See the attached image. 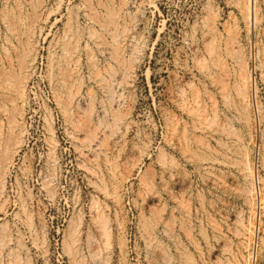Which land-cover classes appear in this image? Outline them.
I'll return each mask as SVG.
<instances>
[{"label": "rangeland", "instance_id": "rangeland-1", "mask_svg": "<svg viewBox=\"0 0 264 264\" xmlns=\"http://www.w3.org/2000/svg\"><path fill=\"white\" fill-rule=\"evenodd\" d=\"M0 141V264H264V0H0Z\"/></svg>", "mask_w": 264, "mask_h": 264}, {"label": "bare ground", "instance_id": "bare-ground-1", "mask_svg": "<svg viewBox=\"0 0 264 264\" xmlns=\"http://www.w3.org/2000/svg\"><path fill=\"white\" fill-rule=\"evenodd\" d=\"M116 54V53H115ZM117 58V57H116ZM121 59V58H120ZM119 60V59H118ZM68 68V67H67ZM68 70V69H67ZM95 71V70H94ZM69 73V72H68ZM72 77V76H71ZM103 79V78H102ZM125 113V112H124ZM122 114V113H121ZM1 142V141H0ZM245 168H247L248 169V174L249 175H252L254 172H253V170H252V168L250 167V166H247V167H245ZM247 173V172H246ZM252 177V176H251ZM254 177V176H253ZM116 193V192H115ZM118 195H117V193L116 194H114V200L116 201V202H118ZM120 200V199H119ZM106 226V225H105ZM103 230H105V229H103ZM2 238V237H1ZM2 243V242H1ZM2 246V245H1Z\"/></svg>", "mask_w": 264, "mask_h": 264}]
</instances>
